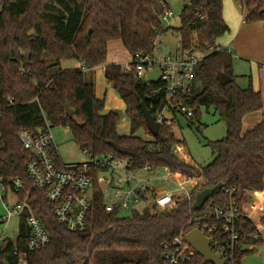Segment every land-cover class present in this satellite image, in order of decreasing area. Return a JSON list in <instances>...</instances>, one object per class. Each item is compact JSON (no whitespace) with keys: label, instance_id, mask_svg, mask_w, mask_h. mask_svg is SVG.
<instances>
[{"label":"trees","instance_id":"trees-1","mask_svg":"<svg viewBox=\"0 0 264 264\" xmlns=\"http://www.w3.org/2000/svg\"><path fill=\"white\" fill-rule=\"evenodd\" d=\"M235 1L244 11L245 23L264 27V0ZM181 2L177 29L181 46L211 50L197 68L189 99L194 116L186 120L195 128L201 108H213L227 127L226 137L212 143L213 160L203 168L176 153L182 145L169 129L163 127L154 137L146 128L142 105L150 109L148 94L158 82H144L121 65L107 62L113 41H121L131 58L156 48L159 37L170 31L162 25V15L169 9L166 0H0V177L6 185L20 179L25 190H32L25 169L30 153L19 134L22 130L36 133L45 119L51 128L69 129L78 146L95 158L112 154L128 158L133 171L151 167L201 178L191 201L181 200L165 211L107 213L98 194L81 232L58 224L43 192L34 189L29 203L51 235V244L28 251L29 232L23 218L18 241L0 243V264H165L163 246L195 229L193 204L198 193L222 184L224 189H236L234 196L243 205L252 193L264 192V120L243 131L244 119L263 109V97L252 85L239 86L233 74L234 54L217 50V41L230 31L223 15L224 0ZM66 61H76L81 68L66 69ZM101 67L108 86L125 104L129 136L118 134L120 114L104 113L105 99L96 96L95 71ZM21 68L25 75L20 74ZM220 74L233 81L223 86ZM139 130L150 139L136 136ZM115 146L137 149L139 155L123 156ZM24 197L19 194L21 200ZM213 199L227 201L228 196L219 191ZM251 253L244 252L241 258Z\"/></svg>","mask_w":264,"mask_h":264},{"label":"built area","instance_id":"built-area-1","mask_svg":"<svg viewBox=\"0 0 264 264\" xmlns=\"http://www.w3.org/2000/svg\"><path fill=\"white\" fill-rule=\"evenodd\" d=\"M169 6V5H168ZM174 13L168 9L162 15V20L168 21ZM171 31L176 28L168 27ZM182 44L180 32H174ZM229 48L218 46L220 51ZM210 50V49H209ZM208 50V51H209ZM211 51V50H210ZM203 51L188 50L180 45L175 52L159 54V48L146 54H136L131 63L125 65V72L136 74L140 79L148 73L158 72L160 77L156 88L148 94L150 112L155 121L169 129L174 134L175 127L180 126L181 117L190 119L194 109L189 103L194 89L196 72L205 59ZM25 75L24 68L19 70ZM13 104V100L9 101ZM1 118V113H0ZM175 135V134H174ZM19 140L24 149L30 153L26 163V173L33 183L32 190H25L20 179L6 185L0 177V201L5 208V216L0 218V243L9 241L16 243L20 236L12 240L7 231L12 219L24 218L28 228L26 249L36 251L51 244V235L42 220L37 217L29 203V196L34 189L43 192L46 202L51 206V213L61 226L72 232L84 231L87 217L93 206V201L99 194L103 198V206L107 213L118 212L121 215H134L145 211H165L173 209L179 201H191L193 190L200 184L201 178H192L182 173H173L168 169L164 175L146 167L133 171L128 158H117L108 155L95 158L84 152L89 161L81 164H64L59 156L58 146L50 126L45 119L44 126L36 133L22 130ZM183 147H177L185 161ZM176 185L175 190L158 188L156 183ZM228 200L211 198L205 206L197 211L194 219L195 229L211 240V249L225 264H242V254L253 252L255 248L264 246V212L255 219V214L264 203V192L252 193L255 198L250 204V210L244 206L251 203V198L241 205L236 189H222ZM219 192V191H218ZM25 197L21 200L19 194ZM15 196L12 204H8L9 195ZM261 197V198H260ZM255 203V204H254ZM141 206L144 210L141 211ZM187 235V234H186ZM186 235L176 237L163 246L165 264H196L203 260L185 241ZM25 255H22L24 258ZM204 261V260H203Z\"/></svg>","mask_w":264,"mask_h":264},{"label":"rangeland","instance_id":"rangeland-1","mask_svg":"<svg viewBox=\"0 0 264 264\" xmlns=\"http://www.w3.org/2000/svg\"><path fill=\"white\" fill-rule=\"evenodd\" d=\"M169 5V9L174 13V17L168 21L162 20L163 29L168 27L178 29L180 27V15L183 10L184 4L181 0H166ZM225 18L228 19L227 24L234 27L238 24L239 20H243L244 11L242 7L235 0H224ZM177 31H168L162 34L157 41V48H159V54L164 55L170 52H175L180 48V40L176 34ZM234 34V28L225 34L217 41V46L225 47L230 45L232 36ZM209 51L202 53V56L208 55ZM131 55L123 47L121 41H113L109 44L107 62L109 64H119L123 68L125 65L131 63ZM63 67H71V64H80L76 61H69L63 63ZM69 64V65H68ZM101 69V68H100ZM233 74L236 77V82L243 89H247L252 85L253 89L260 83V75L258 67H254L249 64L247 60H244L240 54H234L233 59ZM160 77L158 72L148 73L146 72L142 76L144 82H155ZM200 85V83L198 84ZM98 95L101 99H105V111H116L120 114V122L118 125V134L120 136L130 135V123L125 113V104L118 95V93L107 85L106 81H103L98 85ZM252 118V117H251ZM250 117L244 121L243 131H249ZM56 145L58 146L59 156L64 164H81L89 161V157L75 142L71 132L67 128H52ZM177 140L181 142L184 149L183 154L188 157L189 164L196 166L197 168H203L213 160V146L212 143L223 140L227 135L226 124L220 121L218 115L213 108H201V120L196 124V127H190L188 121L181 117L180 126L175 127L174 132ZM136 136L149 140L150 137L144 130H139ZM177 153V152H176ZM180 155V153H177ZM181 156V155H180ZM166 172L163 170L159 172L162 176ZM158 188L175 190L176 185H166L162 181L155 184ZM249 197L248 199H250ZM13 199V196H12ZM247 199V200H248ZM251 203H247L244 206L246 211L250 210V204L255 199L251 198ZM8 204H12L13 201L8 198ZM255 204V203H254ZM259 210L255 214V219L264 212V203L259 206ZM141 211L144 210L141 206ZM6 214L3 203L0 201V218ZM128 216V215H122ZM20 220L15 218L9 221L7 231L8 236L14 240L17 236V231L20 226ZM242 264H264V246H259L248 256H246Z\"/></svg>","mask_w":264,"mask_h":264},{"label":"crops","instance_id":"crops-1","mask_svg":"<svg viewBox=\"0 0 264 264\" xmlns=\"http://www.w3.org/2000/svg\"><path fill=\"white\" fill-rule=\"evenodd\" d=\"M223 15H224V20L227 23L228 19L225 18V8L223 10ZM244 15H243V18H244ZM230 26L228 25L230 31L234 28V34L232 36L230 45L228 44V46H225V47L229 48L233 54H238V55L240 54V56L244 60H247L250 65L254 67H258V72L260 75V83L257 87L254 88V90L262 94L263 109L258 113H254L252 115L247 116L244 119L245 121L246 119H248V117H250L249 119L250 126H251V129H253L254 127H256L258 124H260L264 120V27H263V24L261 23L247 24L244 22V19L242 21L239 20L238 24L235 25L234 27L230 28ZM66 62H69V61H66ZM67 68H70V69L81 68V65L71 64V67H67ZM103 81H106V80L104 76V67H101V69L98 68L95 71L96 96L99 99H101V97L98 95V85L99 83L101 84ZM109 111H110L109 109H107V111L104 110V113H107ZM12 196H13V199H12ZM9 198L12 201L15 200V196L12 194L9 195Z\"/></svg>","mask_w":264,"mask_h":264},{"label":"water","instance_id":"water-1","mask_svg":"<svg viewBox=\"0 0 264 264\" xmlns=\"http://www.w3.org/2000/svg\"><path fill=\"white\" fill-rule=\"evenodd\" d=\"M90 35V33H89ZM29 54H27V60L29 61ZM220 83L223 86H227L230 84L233 79L226 74L219 75ZM67 114L71 116L73 111L66 107ZM142 112L146 124V128L150 132L151 135L157 137L160 135L161 126L155 121V117L151 114L150 110L146 107V105H142ZM116 151L127 157H137L139 155V150H132L121 148L119 146H115ZM223 185L219 184L218 186L204 190L197 194L194 204L193 210L200 211L205 204L214 197L215 193L222 190ZM186 243L196 251V253L203 258L205 264H225L224 261H221L220 258L215 254V252L211 249V240L207 239L199 230H193L185 236Z\"/></svg>","mask_w":264,"mask_h":264}]
</instances>
